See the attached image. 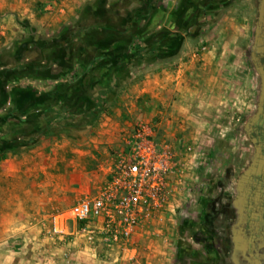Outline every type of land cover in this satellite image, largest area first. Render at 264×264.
Here are the masks:
<instances>
[{
	"label": "rangeland",
	"instance_id": "1",
	"mask_svg": "<svg viewBox=\"0 0 264 264\" xmlns=\"http://www.w3.org/2000/svg\"><path fill=\"white\" fill-rule=\"evenodd\" d=\"M262 1L0 0V113L29 111L32 133L0 129V264H234ZM53 82L58 110L42 103ZM141 122L173 154L165 211L113 248L52 236L49 215L105 176Z\"/></svg>",
	"mask_w": 264,
	"mask_h": 264
},
{
	"label": "built area",
	"instance_id": "2",
	"mask_svg": "<svg viewBox=\"0 0 264 264\" xmlns=\"http://www.w3.org/2000/svg\"><path fill=\"white\" fill-rule=\"evenodd\" d=\"M105 168L95 192L49 215L48 232L59 241L74 236L86 245H125L165 211L173 154L147 123L137 124L125 149L106 161Z\"/></svg>",
	"mask_w": 264,
	"mask_h": 264
},
{
	"label": "flooded vegetation",
	"instance_id": "3",
	"mask_svg": "<svg viewBox=\"0 0 264 264\" xmlns=\"http://www.w3.org/2000/svg\"><path fill=\"white\" fill-rule=\"evenodd\" d=\"M256 46L251 61L258 77V93L248 121L255 115L256 118L244 130L252 148L249 167H253L254 172L241 184L238 180L230 208L234 213V230L239 234L236 246L241 241L245 247L239 249L234 245V257L241 264H264V37ZM207 206L216 210L215 202H207Z\"/></svg>",
	"mask_w": 264,
	"mask_h": 264
},
{
	"label": "crops",
	"instance_id": "4",
	"mask_svg": "<svg viewBox=\"0 0 264 264\" xmlns=\"http://www.w3.org/2000/svg\"><path fill=\"white\" fill-rule=\"evenodd\" d=\"M60 83H57V82H53L49 88L52 90L55 89V93H58V94H55L54 96H49V98L47 99H43L44 101L42 102L44 106H46L48 103H51L53 106H55V109L58 110V107H63L67 102L64 100V91H62V89H60ZM59 85V86H58ZM50 91V92H51ZM8 104V103H7ZM59 105V106H57ZM57 106V107H56ZM60 110V109H59ZM156 114V113H155ZM30 112L28 111L27 115L25 116L24 114L22 116H17V117H13V115H6L4 114V112L0 113V129H1V134H2V131L3 130H7L6 131V134L4 136H8L10 138H17L20 136V124L19 122H22V126H24L26 129H23V137L24 138H28L32 135L31 133V129H30ZM0 134V135H1ZM15 170H17V167L16 165L12 166H8L6 167V171L5 173L6 174H12ZM13 171V172H12ZM104 178L105 176H103L102 178H100L99 180L97 179V181H95L94 185L91 186V189H94L96 191V189L102 184V182L104 181ZM88 187H86L84 189L83 192L87 193L91 190ZM235 231V230H234ZM238 233V231H236ZM239 235V234H238ZM238 237V236H237ZM238 247L239 249H244L245 247L243 245H241V241L240 243L236 246ZM194 248V247H193ZM198 253H201L200 252V249H198ZM206 253V251H204ZM86 258L85 257H82V256H79L77 257V261H76V264H82V261L81 260H85ZM81 262H80V261ZM172 260V259H171ZM170 264V263H168ZM234 264H239L238 260L235 259L234 257ZM241 264V263H240Z\"/></svg>",
	"mask_w": 264,
	"mask_h": 264
},
{
	"label": "trees",
	"instance_id": "5",
	"mask_svg": "<svg viewBox=\"0 0 264 264\" xmlns=\"http://www.w3.org/2000/svg\"><path fill=\"white\" fill-rule=\"evenodd\" d=\"M262 40V37H261ZM194 240L203 242L205 250L208 254L213 255L216 250V240L212 234H207L205 231H197L193 235Z\"/></svg>",
	"mask_w": 264,
	"mask_h": 264
},
{
	"label": "water",
	"instance_id": "6",
	"mask_svg": "<svg viewBox=\"0 0 264 264\" xmlns=\"http://www.w3.org/2000/svg\"><path fill=\"white\" fill-rule=\"evenodd\" d=\"M263 10H264V0L261 2V7H260V11H261V15L263 13ZM261 28L259 27L258 28V31H257V37H256V45L260 43L261 41ZM257 46H255V50H256ZM262 90L264 91V79H263V82H262ZM263 94V92H262ZM256 118V115L253 116L247 123V127L249 125H251V123L254 121V119ZM254 172V168L253 167H249L248 169H246L242 175L240 176L239 178V184H241L244 180H246L247 178H249V176Z\"/></svg>",
	"mask_w": 264,
	"mask_h": 264
}]
</instances>
